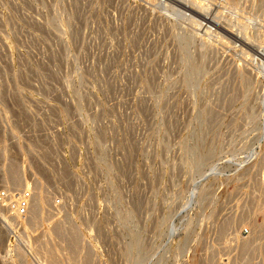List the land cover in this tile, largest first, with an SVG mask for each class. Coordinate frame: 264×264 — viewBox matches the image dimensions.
<instances>
[{"label": "rangeland", "instance_id": "rangeland-1", "mask_svg": "<svg viewBox=\"0 0 264 264\" xmlns=\"http://www.w3.org/2000/svg\"><path fill=\"white\" fill-rule=\"evenodd\" d=\"M173 1L0 0V264H264V0Z\"/></svg>", "mask_w": 264, "mask_h": 264}, {"label": "bare ground", "instance_id": "bare-ground-1", "mask_svg": "<svg viewBox=\"0 0 264 264\" xmlns=\"http://www.w3.org/2000/svg\"><path fill=\"white\" fill-rule=\"evenodd\" d=\"M186 1H187V0H186ZM190 1H191V0H190ZM140 2H141V1H140ZM159 2H160V1H159ZM167 2H168V1H167ZM170 2H171V1H170ZM173 2H175V0H174ZM173 2H172V3H173ZM177 2H178V1H177ZM192 2H193V0H192ZM194 2H195V1H194ZM150 3H151V2H150ZM201 3H203V2H201ZM197 4L200 5V2L197 3ZM177 5H178V4H177ZM193 5H194V3H193ZM199 5H198V6H199ZM203 5H204V4H203ZM203 5H202V6H203ZM184 6H185V5H184ZM194 6H196V5H194ZM180 7H181V6H180ZM185 7H187V6H185ZM189 7H190V6H189ZM196 7H197V6H196ZM199 7H200V6H199ZM205 7H206V4H205ZM205 7H203V8H205ZM161 8H162V7H161ZM193 8H194V7H193ZM186 9H187V8H186ZM189 9H190V8H189ZM205 9H208V7H206ZM220 9H221V8H220ZM222 9H223V8H222ZM195 10H196V9H195ZM200 10H201V9H200ZM190 11L192 12V10H190ZM204 11H205V10H204ZM209 11H210V10H209ZM197 12H198V11H197ZM197 12H196V13H197ZM201 12H202V11H201ZM211 12H212V10H211L210 12H208L207 14L209 15V13H211ZM232 12H233V11H232ZM192 13H193V12H192ZM196 13H194V14H196ZM219 13H220V12H219ZM207 14H206V15H207ZM211 14H212V13H211ZM211 14H210V15H211ZM229 14H230V13H229ZM181 15H182V14H181ZM197 15H200V14L198 13ZM203 15H204V14H203ZM208 15H207V16H208ZM200 16H201V15H200ZM211 16H212V15H211ZM216 16H217V14H216ZM201 17H202V16H201ZM190 18H191V17H190ZM192 18H193V17H192ZM197 18H198V17H197ZM211 18H214V17H211ZM217 18H218V21H219V20H220L219 18H221V17H220V16H217ZM217 18H214V20L217 19ZM229 18H230V17H229ZM232 19H233V18H232ZM200 20H201V19H200ZM207 20H208L209 22H211V23L216 22V20L214 21V20L209 19V18H208ZM207 20H205V21L207 22ZM218 21H217V22H218ZM220 22H221V21H220ZM238 22H239V21H238ZM195 24H196V23H195ZM226 24H227V23H226ZM240 24H241V23H240ZM206 25H208V24H206ZM206 25H205V26H206ZM222 25H223V24H222ZM241 25H242V24H241ZM202 26H203V25H202ZM208 26H209V25H208ZM211 26H212V25H211ZM214 26H215V25H214ZM228 26H230V25H228ZM232 26H233V25H232ZM234 26H235V25H234ZM239 26H240V25H239ZM216 27H217V26H216ZM225 27H226V26H225ZM207 28H208V27H207ZM240 28H242V27H240ZM204 29H205V27H204ZM214 29H215V28H214ZM220 29H221V28H220ZM229 29H230V28H229ZM238 29H239V28H238ZM195 30H196V29H195ZM230 30H231V29H230ZM230 30H229V31H230ZM217 31L219 32V30H217ZM222 31H223V30H222ZM226 31H227V29H226ZM241 31H242V30H241ZM224 32H225V31H223V33H224ZM243 32H244V31H243ZM211 33H213V32H211ZM214 33H215V32H214ZM220 33H222V32H220ZM226 33H228V32H226ZM230 33H231V31H230ZM206 34H207V32H206ZM231 34H232V33H231ZM241 34H242V33H241ZM241 34H240V35H241ZM244 34H246V33H244ZM202 35H203V34H202ZM218 35H219V34H218ZM235 35H236V34H235ZM246 35H248V34H246ZM263 35H264V34H263ZM204 36H205V35H204ZM210 37H211V36H210ZM219 37H220V36H219ZM221 37H222V36H221ZM242 37H244V36H242ZM237 38H239V37H236V39H237ZM233 39H235V38L233 37ZM242 40H243V39H242ZM255 40H256V39H255ZM219 41H220V40H219ZM226 41H227V40H226ZM240 41H241V40H240ZM240 41H239V42H240ZM259 41H260V40H259ZM202 42H203V41H202ZM216 42H218V41H216ZM262 42H264V41H262ZM240 43H242V42H240ZM221 44H222V43H221ZM242 44H243V43H242ZM263 44H264V43H263ZM224 45H225V44H224ZM249 45H250V43H249ZM259 45H260V44H259ZM261 45H262V44H261ZM201 46H202V45H201ZM226 46H227V45H226ZM255 46H256V45H255ZM255 46H254V47H255ZM246 47H247V46H246ZM257 48H258V47H257ZM263 49H264V48H263ZM248 50H250V49H248ZM243 51H244V50H243ZM259 51H260V50H259ZM263 52H264V51H263ZM250 53H251V52H250ZM255 53H256V52H255ZM255 53H254V54H255ZM256 54H257V53H256ZM263 54H264V53H263ZM256 56H257V55H256ZM246 59H247V58H246ZM261 59H262V58H261ZM244 61H245V60H244ZM260 187H261V186H260ZM256 197H257V196H256ZM245 245H246V244H245ZM245 248H246V247H245ZM254 249H255V248H254ZM246 250H247V249H246ZM70 252H71V251H70ZM246 252H247V251H246ZM72 253H73V252H72ZM72 253H71V255H72ZM76 255H77V254H76ZM72 257H74V255H73ZM72 257H71V258H72ZM75 257H76V256H75ZM71 258H69V260H70ZM82 258H83V257H82ZM76 259H77V258H76ZM78 260H79V259H78ZM84 260H86V259H84ZM71 261H73V260L71 259ZM76 261H77V260H76ZM73 262H74V261H73ZM83 262H84V261H83Z\"/></svg>", "mask_w": 264, "mask_h": 264}, {"label": "built area", "instance_id": "built-area-1", "mask_svg": "<svg viewBox=\"0 0 264 264\" xmlns=\"http://www.w3.org/2000/svg\"><path fill=\"white\" fill-rule=\"evenodd\" d=\"M7 197L6 193H1L0 194V201L5 199Z\"/></svg>", "mask_w": 264, "mask_h": 264}]
</instances>
